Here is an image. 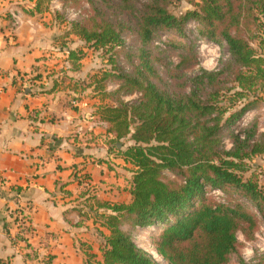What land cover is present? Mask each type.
I'll use <instances>...</instances> for the list:
<instances>
[{
	"label": "trees",
	"instance_id": "16d2710c",
	"mask_svg": "<svg viewBox=\"0 0 264 264\" xmlns=\"http://www.w3.org/2000/svg\"><path fill=\"white\" fill-rule=\"evenodd\" d=\"M53 1L34 0L32 10L48 12L63 24ZM56 1L62 9L89 7L63 33L82 47L62 45L59 52L71 64L86 57L83 48L108 53V69L101 77L88 75V84L80 81L81 92L89 88L99 99L89 115L106 124L108 151L129 175L131 201L122 204L99 202L90 177L71 174V182L83 187L74 209L80 220L92 219L98 226L100 259L79 243L84 264H160L122 230L125 224L161 228L150 244L164 264H228L237 252L238 234L251 241L259 221L264 224V184L255 162L264 156V134L257 121L238 127L264 100V0H176L193 7L179 16L169 11L173 0H146L140 8L135 0ZM190 21L197 23L201 38L226 46L228 59L218 70L200 69L190 76L198 66L192 46L181 49L176 64L154 47L159 32L183 36ZM67 76V71L50 73L44 85L36 74L24 94L53 92ZM109 82L115 85L111 92ZM131 96L136 98L122 99ZM63 187L57 191L68 197ZM213 191L225 202L215 200Z\"/></svg>",
	"mask_w": 264,
	"mask_h": 264
},
{
	"label": "crops",
	"instance_id": "0c3cea01",
	"mask_svg": "<svg viewBox=\"0 0 264 264\" xmlns=\"http://www.w3.org/2000/svg\"><path fill=\"white\" fill-rule=\"evenodd\" d=\"M33 5L34 0H0V262L84 264L79 243L89 245L100 259L98 226L92 219L80 220L74 209L83 187L71 182V174H87L99 202L122 204L131 201L129 176L123 161L108 151L105 123L89 116L95 120L91 131L80 132L87 122L83 115L100 103L80 88V81L88 84L87 76L96 73L90 71L91 64L83 59L70 63L76 65L71 72L64 70L68 60L62 52L64 61L52 63L58 39L77 40L63 36L69 22L58 24L48 12H33ZM51 8L63 10L56 0ZM12 9L23 13V23L16 29L9 19ZM60 71L68 76L53 92L21 93L24 80L40 74L41 83L47 85L48 74ZM98 125L105 128L99 137ZM255 162L263 167L264 156ZM118 178L127 184V191L120 192L124 201L118 200L117 188L112 187ZM62 185L68 197L57 191ZM19 210L28 215L31 230L16 222ZM89 238L96 239L97 253Z\"/></svg>",
	"mask_w": 264,
	"mask_h": 264
},
{
	"label": "rangeland",
	"instance_id": "374dc122",
	"mask_svg": "<svg viewBox=\"0 0 264 264\" xmlns=\"http://www.w3.org/2000/svg\"><path fill=\"white\" fill-rule=\"evenodd\" d=\"M136 1V7L140 8L141 4L144 3L146 0H135ZM72 8H69V6H67L65 8V10H60V13H63V15L67 18H70L71 20H78L79 18L83 17L86 12L89 9L88 5L83 3L81 8H77V9H72V11L77 12L78 16L74 17V15L69 11ZM193 7L185 2V1H176L173 0L170 3L169 6V11L174 14L175 16H179L181 13H184L187 10H192ZM183 36H179L177 35L176 32L174 31H161L159 32L156 37L154 38L153 41V45L154 47L158 48L159 50H162L164 52V56L166 57V60L171 63V64H176L179 62L180 60V54H181V49L185 46H192L193 49V54L196 56L197 58V62H198V66H196L194 69H192L191 71H189V75L192 76L193 74H195L198 70L200 69H204L207 66V62L204 63L207 58L208 55L206 53V51H203L202 54L199 52V45H198V41L204 38H201L198 35V25L196 22L194 21H190L184 28L183 30ZM57 35V34H56ZM59 36V35H58ZM60 37V36H59ZM206 40V39H205ZM74 42H68V41H64L63 39H58L55 43L57 45L54 46V54L55 57L52 60V63H56L54 61H59L58 63H62L64 61L63 59V54L61 52H59V47L62 45H66L65 43H69L67 46L75 48V47H82L81 42L79 43L77 40H71ZM211 42V41H210ZM217 44V43H215ZM219 45V44H217ZM220 47V51H219V58L217 59V66L216 68H220L221 63L224 62L225 60L228 59V53H227V49L226 46L224 44L219 45ZM84 53L86 54V57L84 58V63H90L91 64V69L90 71H94L97 72V76H100V73L103 69H108V66H106V63L108 62V53L103 51H93L91 49L88 48H83ZM117 64L122 67L125 71L127 70V66L124 64V61L122 58H117ZM94 65V67H93ZM90 71L88 73H90ZM208 72H212V71H208ZM91 74V73H90ZM101 77V76H100ZM81 89H83V86H80ZM115 89V85H113L112 83H107V92H111ZM88 91L89 94V88L86 90ZM90 95V94H89ZM105 98L107 99V101H109L110 99L105 96ZM136 96H131V97H122L123 100L125 101H131L133 99H135ZM92 108H89L86 112L87 115H83V117L85 118V120L87 121L86 123L83 124V129L80 132H90V130H88L89 126L91 125V122L95 121V120H91L90 119V115L89 113L92 111ZM252 121H257L258 123V129H259V133H263L264 134V100L262 103H260L259 107H257L255 110H252L251 112H249L247 118L244 120V122L242 123V126L247 125L248 123L252 122ZM241 127V126H239ZM105 128H103L102 126H97V137L100 136V134ZM226 133V132H224ZM226 139V138H225ZM260 177L259 180L264 183V166L260 167ZM127 176H129L126 173ZM115 176V175H114ZM116 177V176H115ZM126 181L123 180L122 178H118L117 183L116 184H112V187H116L117 188V192H118V200L120 201H124V195L120 194V192L125 193L127 191L126 189ZM115 185V186H114ZM117 185V186H116ZM109 187V186H108ZM211 196H213L215 198V200L219 201V202H225L226 197L223 194H218V195H214L212 194ZM242 204H244L246 206L247 209H249L250 211H254V209L252 208V206L245 201L244 199H240L239 200ZM264 225L262 223V221H259V229L256 231V235L260 234V226ZM122 230H124L125 232H127L132 240L134 241V243L141 249H143L144 251H146L147 253H149L152 257H154V259L159 262L160 264H164L162 262V260L155 255L154 249L150 244V238L153 236H156L159 231H160V227L157 226H152L149 228H133L128 224L123 225ZM253 238V240L251 241H246L244 240L243 236L239 233L238 234V241H239V246L237 248V252L233 255L230 256L229 262L228 264H241L246 263V264H264V253H259L256 251V245L258 244V239L257 237ZM89 241H92V245L94 248V251L97 253V246H96V239H92L89 238ZM250 257L249 260H247Z\"/></svg>",
	"mask_w": 264,
	"mask_h": 264
},
{
	"label": "built area",
	"instance_id": "2783aa9c",
	"mask_svg": "<svg viewBox=\"0 0 264 264\" xmlns=\"http://www.w3.org/2000/svg\"><path fill=\"white\" fill-rule=\"evenodd\" d=\"M69 11L74 15V17L78 16V13L72 11V9H70ZM65 18H66V21H68V22L73 21L70 18H67V17H65ZM9 19L11 22V26L16 29V28L20 27L23 23V13L20 10L12 9L9 11ZM74 21H76V20H74ZM198 45H199V52L202 54L203 51H206V53L208 55L207 60L204 62V63L207 62V65H206L207 67L204 68L203 70H205V71H216V70H218L216 68V66H217V59L219 58V51H220L219 45H217L213 42H210L208 40H205V39L199 40ZM70 68H71L70 63L67 62L64 64L62 69L69 70ZM31 84H32V82L28 79L21 82L20 83L21 93L24 94V92L30 88ZM247 116L241 121L240 124H238V127L239 126L243 127L242 123L247 118ZM99 122L101 125H104L103 122H101V121H99ZM238 127H234L233 130H237ZM224 144H225L226 149L230 148V144L228 143L227 140L224 141ZM212 194L218 195V194H220V192L213 191ZM15 220H16V222H18V224L20 226L26 228L27 231L31 230V225H30V222L28 219V215L25 214L23 211H20V212H18L17 215H15ZM255 235H256V233H255ZM256 237L258 239V244L256 245V251L259 253H264V225L260 226V234L256 235ZM249 259H250V257L247 260H249Z\"/></svg>",
	"mask_w": 264,
	"mask_h": 264
}]
</instances>
